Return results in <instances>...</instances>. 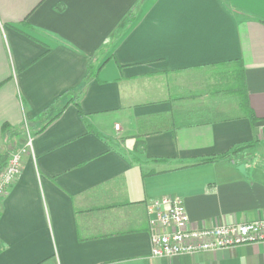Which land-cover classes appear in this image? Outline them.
I'll return each mask as SVG.
<instances>
[{
	"label": "crops",
	"instance_id": "0c3cea01",
	"mask_svg": "<svg viewBox=\"0 0 264 264\" xmlns=\"http://www.w3.org/2000/svg\"><path fill=\"white\" fill-rule=\"evenodd\" d=\"M0 22V156L33 137L0 264H264V242L154 257L147 209L264 217V0H0Z\"/></svg>",
	"mask_w": 264,
	"mask_h": 264
},
{
	"label": "built area",
	"instance_id": "2783aa9c",
	"mask_svg": "<svg viewBox=\"0 0 264 264\" xmlns=\"http://www.w3.org/2000/svg\"><path fill=\"white\" fill-rule=\"evenodd\" d=\"M0 27L3 28L1 22ZM119 127L117 124L116 128ZM32 152L33 137L28 134L24 146L10 154L0 171V199L8 194L22 173L24 156ZM147 209L153 229L151 254L154 257L195 254L264 242V217L250 222L193 228L184 200L178 195L154 198Z\"/></svg>",
	"mask_w": 264,
	"mask_h": 264
},
{
	"label": "trees",
	"instance_id": "16d2710c",
	"mask_svg": "<svg viewBox=\"0 0 264 264\" xmlns=\"http://www.w3.org/2000/svg\"><path fill=\"white\" fill-rule=\"evenodd\" d=\"M130 21H132V19H130ZM91 74H92V71H91V68H90L88 76L91 77ZM241 84H242V89H243V85H244L243 77H242ZM81 93H82V89L78 90V97H80L79 95H81ZM242 104H244L243 101H242ZM251 147H252V144L236 147V148L232 149L231 151L226 152V153H224L222 155L206 158V159L202 160V164L213 163V162L220 161V160L233 159L234 156H236L237 154H239L242 151L250 149ZM7 161H8V158H7L6 155L0 156V171L5 167V165L7 164Z\"/></svg>",
	"mask_w": 264,
	"mask_h": 264
}]
</instances>
